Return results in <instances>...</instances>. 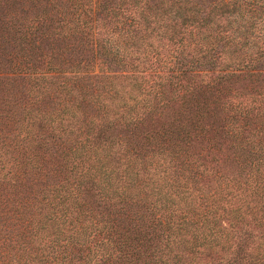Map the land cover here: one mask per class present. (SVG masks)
I'll return each mask as SVG.
<instances>
[{"label":"trees","instance_id":"16d2710c","mask_svg":"<svg viewBox=\"0 0 264 264\" xmlns=\"http://www.w3.org/2000/svg\"><path fill=\"white\" fill-rule=\"evenodd\" d=\"M0 264H264V0H0Z\"/></svg>","mask_w":264,"mask_h":264}]
</instances>
